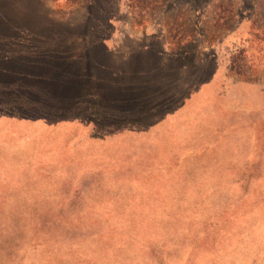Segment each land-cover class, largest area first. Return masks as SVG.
Segmentation results:
<instances>
[{
    "label": "rangeland",
    "instance_id": "374dc122",
    "mask_svg": "<svg viewBox=\"0 0 264 264\" xmlns=\"http://www.w3.org/2000/svg\"><path fill=\"white\" fill-rule=\"evenodd\" d=\"M0 69V264H264V0H0Z\"/></svg>",
    "mask_w": 264,
    "mask_h": 264
},
{
    "label": "trees",
    "instance_id": "16d2710c",
    "mask_svg": "<svg viewBox=\"0 0 264 264\" xmlns=\"http://www.w3.org/2000/svg\"><path fill=\"white\" fill-rule=\"evenodd\" d=\"M254 26H255V27H257V25H256V24H254ZM257 37H258V36H257ZM0 70H2V71H4V72H6V71H5V70H3V69H0ZM16 74H18V73H16ZM51 74H52V75H51ZM50 75H51V76H52V78H53V73H50ZM19 76H20V75H19ZM115 100H118V98H116ZM4 121H6V120H4ZM7 123H9V122H7ZM14 124H15V123H14ZM17 124H18V123H17ZM17 124H16V125H17ZM68 125H69V128H70V127H71V124L69 123ZM6 128H7V126H6Z\"/></svg>",
    "mask_w": 264,
    "mask_h": 264
}]
</instances>
